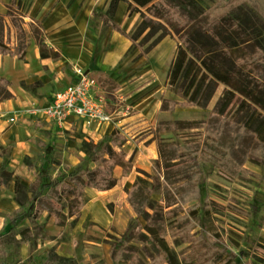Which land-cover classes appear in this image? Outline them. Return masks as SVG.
I'll return each mask as SVG.
<instances>
[{"label": "trees", "instance_id": "obj_1", "mask_svg": "<svg viewBox=\"0 0 264 264\" xmlns=\"http://www.w3.org/2000/svg\"><path fill=\"white\" fill-rule=\"evenodd\" d=\"M120 1L127 2L129 13L138 12L140 15L131 31L126 32L113 19ZM109 2L106 11H100L98 16L103 24L129 37L133 46L142 49L149 40L156 43L168 35L177 37V49L168 69L167 85L183 101L164 98L159 110L172 111L178 105L206 107L217 84L226 86L220 102L204 119L160 120L156 124L157 133L198 128L203 129V135L197 140L159 142L153 174L137 168V176L126 191V200L134 215L130 216L119 237L112 235L109 243L111 259L118 264L124 254H130L129 260L135 264L136 251L141 247L130 242L136 240L142 246L147 243L152 245L154 252H149L148 264H196L200 256L196 260L191 257L186 262L179 258L180 254L194 249L195 244H199L198 249L203 251L201 256L206 257L208 264H219L224 260L221 249L227 248L226 245L220 248L216 245L220 233L213 232V236L205 237L191 234L194 223L190 218L196 216L201 206L199 179L202 173L199 164L202 158L210 159L217 171L229 179L254 174L245 166L246 161L264 164V0H216L207 7L197 0ZM5 5L6 13L0 14V56L15 55L24 60L31 36L39 47L41 58L60 55L59 50L49 47L45 41L43 18L25 19L29 5L25 7L21 0H9ZM245 5L250 9L242 11ZM92 13H96V10L93 9ZM12 28L15 41L11 44L9 32ZM96 78L106 90L114 91L119 87L103 72H97ZM10 84L7 77H0V100L13 97L9 91ZM41 86V81L21 82L24 90L37 97H42L38 90ZM233 101L240 117L225 113ZM128 140L127 131L115 125L111 132L103 134L97 141L84 137L79 142V149L95 165L83 168L78 163L68 174L51 178L49 165L44 163L37 168L36 177L29 185H24L16 175L14 200L18 207L9 213L11 226H18L25 218L41 225L37 224L42 212L39 200L47 201L51 206L56 223L63 225L72 219L71 225L75 224L87 201L85 188L89 186L99 191L112 188L120 180L116 166H122L123 175H127L131 169L132 159L123 149V144ZM5 147L1 146L0 149ZM37 147L46 156L56 150L51 143L42 140L37 141ZM29 159V156H25L23 162L32 168L33 163ZM13 176L14 172L7 163H3L0 187L7 186ZM155 193L160 194L158 200L152 198ZM194 200L197 202L189 203ZM210 204L221 205L205 199L202 210L206 217L211 215ZM141 217L144 222L139 221ZM182 221L186 222L181 224ZM205 225L210 233L213 229L205 223L203 227ZM30 232L28 225L21 227L20 233L29 234L21 237L22 242L32 239ZM177 234L181 238H177ZM5 236L15 239L11 232H6ZM228 239L233 246L240 245L236 240ZM181 242L190 245L186 250L176 252L175 246ZM235 255L230 251L229 259L224 264H231Z\"/></svg>", "mask_w": 264, "mask_h": 264}, {"label": "rangeland", "instance_id": "obj_2", "mask_svg": "<svg viewBox=\"0 0 264 264\" xmlns=\"http://www.w3.org/2000/svg\"><path fill=\"white\" fill-rule=\"evenodd\" d=\"M21 1L26 7L30 5L29 3L32 0ZM215 1L197 0L204 7L212 5ZM246 9H250L248 5H245L242 11H246ZM95 10L96 13L93 14V19L100 12L99 9ZM26 18L28 19L27 16ZM141 38L142 36L137 39V42ZM160 43L161 40L156 43L153 40H149L144 43L142 49L132 46L130 52L133 53L132 50L136 48L134 49V53H137V57H141L142 59L137 63H134L136 61L131 63L129 65L130 72L128 73L126 71L123 72V68H121L118 71V80L122 83L126 82L127 84L132 82L135 79L133 76L136 73H138L137 75L140 74V76L145 74L143 72L148 68L142 69L143 66L147 63L154 64V61L158 66L159 72L162 73L164 70L162 75L166 80L168 78L167 70L171 65L177 49V37L168 35L166 36V40ZM140 50L142 54H140ZM149 57H152L154 61L153 59L150 60ZM150 74L144 76L156 78L155 73ZM217 85L218 87L206 107L178 105L172 111H163L160 114L161 116L157 117L156 122L158 120L204 119L207 113L220 102L223 90L226 87L222 83H218ZM129 87L132 86H128V89ZM107 102H109V111L113 112L114 121L126 117L128 118V122L131 121L129 132L131 136L129 142L126 143L127 153L131 155L130 158L133 163L137 164L141 169L146 164L151 163L152 160L148 158L151 156L154 146H158L159 142H181L202 138L203 129L198 128L157 133L152 123L154 115L148 116L145 113L142 114L143 116L137 115L138 111H135L128 103L123 100L117 101L112 96H109ZM114 102L116 103L114 104ZM236 107V103L233 101L225 113L229 116L235 115L240 117L241 114L236 111ZM139 112L141 111L139 110ZM85 136L87 135L81 131L73 133V138H78L77 144L75 145L77 149L79 148V142ZM60 146L63 145L58 144L56 146L57 151L50 156L44 155L42 151L30 155L29 162L33 163L32 168L28 167L31 179L36 177L35 173L37 168L44 163L49 165L51 178H59L68 174L78 163L83 168L88 165H95L88 158H81L76 150L70 152L67 155L69 161H65L66 156L65 153H61L63 147ZM141 147L143 151H141ZM245 166L253 170L254 174L229 179L223 177L217 171V167L212 160L206 158L200 160L199 170L202 174L199 179V186H201L199 201L201 206L198 208V212L195 214L196 216L190 218L194 223L191 234L195 237L199 234L205 237L213 236V232L220 233L217 237L216 245L219 248L221 246L225 247L226 245L227 248L221 249L224 260L219 264H224L229 259L228 253L230 251L236 254L232 262L233 264H264V164L246 161ZM122 170V166H116V174L120 175V180L116 187L104 192L102 195L103 203L111 217L108 224L102 226L91 218L90 215H86L84 217L79 216L75 224L71 225L70 222L72 219H69L65 224L59 225L54 221L55 212L51 209V206L47 201L39 200L38 205L42 212L37 218V224L41 225L31 223L29 219L25 218L18 226L12 227L9 220V224L0 232V264H116L111 259L109 252L111 247L109 244L110 240L112 239V235L119 237L124 232L123 230L130 216L134 215V211L125 196L127 187L131 181H127V178L122 180ZM149 173L153 174L151 171ZM159 197V193H155L152 196L155 200H158ZM205 199L209 201L213 200L221 204L218 206L210 204L211 215L208 217L204 216L202 210ZM195 202L197 200L189 203ZM139 221L144 222V218H139ZM184 222L186 221L180 223L182 224ZM204 223L209 224L213 229L210 233L206 229V225L203 227ZM25 225L31 228L30 234L32 235V239L29 242L21 241V237L29 235L27 233H20L21 227ZM6 232H11L15 239L4 237ZM177 238H181V236L178 235ZM228 238L236 240L240 245L238 247L233 246ZM167 239L169 242L171 241L169 237ZM130 244L141 247L139 251H136L137 262L135 264H148L150 261L148 254L149 252H154L152 245L147 243L146 246H142L136 240L131 241ZM189 245L187 242H181L176 244L175 250L176 252L186 250ZM198 245L195 244L194 249L180 254L179 258L183 262H186L185 260L191 259V257L196 260L200 256L201 259H198L195 263L208 264L206 257L201 256L203 251L198 249ZM194 253L198 254L196 255ZM130 256V254H124L122 261H119L118 264H133L129 260Z\"/></svg>", "mask_w": 264, "mask_h": 264}, {"label": "crops", "instance_id": "obj_3", "mask_svg": "<svg viewBox=\"0 0 264 264\" xmlns=\"http://www.w3.org/2000/svg\"><path fill=\"white\" fill-rule=\"evenodd\" d=\"M8 1L9 0H0V14L4 15L6 13L7 7L5 4ZM83 1L84 0H32L29 3L30 5L27 9L26 16L28 19L43 18L42 26L45 32V41L49 47L57 49L60 52V55L56 56V58H41L39 47L32 36L24 60L9 54L0 56V77L5 76L11 81L9 91L13 94L12 98L0 100V148L1 146H7L3 148V150L0 149V168L3 163H7L9 169L14 172L13 180L7 186L0 187V232L9 224L8 214L18 207V204L14 200V182L16 180V175H18L20 181L24 185H29L32 180L29 174L30 170L28 166L24 164L23 160L25 156L30 157V155L40 151L37 147L38 140L51 143L55 148H57L56 146H58V144L63 145L60 147H63L61 153H65V161H69L67 155L73 152V150H76L81 158L85 157L83 151L79 148L77 149L75 146L78 139L73 138V133L75 132H84L87 135L85 138L88 137L97 141L103 134L111 132L115 125H118L127 131L130 140L131 135L129 132L131 121L128 122L127 117H120L121 119L113 120L110 128L108 127L109 123H106L100 128L93 125L91 129L86 130L82 129L80 126H76V121L65 122L64 128L57 129L51 121L36 118L32 114L25 116L21 115L14 122L9 120V118L13 116L15 109L28 108L32 104H43L48 102L54 93L57 92L58 88L66 85L70 81V67L72 63L79 64L95 76L96 73L100 71L108 75L113 81L115 80L119 84L118 89L114 91L104 89L107 95L113 98L115 97L117 101L123 100L128 103L135 111H138L137 115L143 116L142 114L144 113L148 116L154 115V120L152 122L153 128H155L158 121H160L158 120L156 122L157 117H160V114L166 111L159 110L162 99L183 101L182 98L167 85L168 78L165 80L162 75L164 70L162 73L158 71V66L155 64L152 57H149V59H153L154 64L147 63L142 67V69L148 68L143 72L145 74L140 76V74L137 75L138 73H136L133 76L135 79L128 84L118 80V71L121 68H123V72L126 71V73H128L130 72L129 65L134 61H136L134 63H137L142 58L137 57V53H134V49L136 48L132 50L133 53L130 52L133 44L129 37L124 36L109 25L103 24L100 16L93 19V9H99L104 13L110 3L109 0H93L94 3L89 13L85 16L86 19L82 27L79 28L81 37L73 38L71 32H68L67 26L72 22L79 25L80 18H82L81 11ZM58 7L63 9L64 13L58 17L55 23L46 25L48 17L54 14ZM120 7H122L121 18L118 19L117 14ZM113 16L114 21L126 32L131 31L140 18L138 12L129 13L127 11V2L124 1L118 3ZM25 19L27 18L25 17ZM116 31L126 39H129L126 47L121 48L122 43L120 40L113 38ZM9 34L12 44L15 41L13 28L10 29ZM165 40L166 37L161 40V43ZM139 52L142 54L141 50ZM109 54L110 57H108ZM123 59L125 60L122 61ZM123 64L125 65L122 66ZM150 73H155L156 78L144 76ZM22 81L26 84L41 81L42 86L38 90L42 97H37L29 90H24L21 87ZM130 85L132 87L128 89ZM115 103L116 102H114V104ZM139 110L141 112H139ZM129 140L126 143H128ZM126 143L123 144V149L127 152ZM158 146H154L152 154L148 158L152 161L146 164L143 170L153 173V162L158 157ZM141 151H143L142 147ZM128 157H131V155L128 154ZM137 168L140 167L132 161L131 169L128 170L127 175H123L122 180L127 178V181H131L127 189H129L137 176ZM118 176L120 177V175ZM114 187H116V185ZM114 187L105 189L104 192ZM81 211L79 216H81Z\"/></svg>", "mask_w": 264, "mask_h": 264}, {"label": "built area", "instance_id": "obj_4", "mask_svg": "<svg viewBox=\"0 0 264 264\" xmlns=\"http://www.w3.org/2000/svg\"><path fill=\"white\" fill-rule=\"evenodd\" d=\"M70 75V81L58 88L48 102L15 109L9 120L14 122L21 115L32 114L51 121L57 129L64 128L65 122L76 121V126L85 130L93 125L100 128L113 123V112L109 111L107 102L109 96L96 76L77 63H72Z\"/></svg>", "mask_w": 264, "mask_h": 264}, {"label": "bare ground", "instance_id": "obj_5", "mask_svg": "<svg viewBox=\"0 0 264 264\" xmlns=\"http://www.w3.org/2000/svg\"><path fill=\"white\" fill-rule=\"evenodd\" d=\"M93 0H84L83 1V6H82V14L80 18V23L79 25L76 23H69L67 26L68 32H71L73 38H80L81 37V32L79 31V28L82 27L83 22L86 19V15L89 13L91 6L93 4ZM121 10L122 7L119 8L118 11V19L121 18ZM64 13V10L58 7V9L52 14L51 16L48 17V20L46 21V25H51L55 23V21L58 19V17ZM114 39H119L120 42L122 43L121 48H124L127 46V42L129 39L125 38L122 36L119 32H115ZM110 57V54L109 56ZM112 126V122L108 124V127L110 128ZM105 190L99 191L93 187H87L86 188V197L88 198V201L85 203L86 205L83 207L81 211V217H84L86 215H90L91 218H93L97 223L100 225L104 226L108 224V222L111 220L110 214L105 207L103 200H102V195Z\"/></svg>", "mask_w": 264, "mask_h": 264}]
</instances>
